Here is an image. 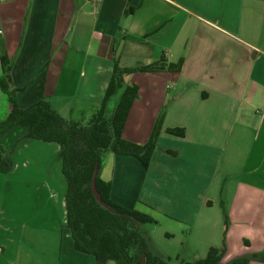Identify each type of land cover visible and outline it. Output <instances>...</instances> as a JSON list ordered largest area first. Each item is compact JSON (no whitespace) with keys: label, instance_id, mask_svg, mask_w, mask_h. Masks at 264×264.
<instances>
[{"label":"crops","instance_id":"obj_1","mask_svg":"<svg viewBox=\"0 0 264 264\" xmlns=\"http://www.w3.org/2000/svg\"><path fill=\"white\" fill-rule=\"evenodd\" d=\"M1 50L20 108L45 101L75 123L99 108L114 59L182 60L178 73L125 77L138 98L122 137L145 144L163 111L157 150L146 170L107 153L99 178L113 203L157 222L143 231L159 259L194 262L223 243L221 264H264V0H0ZM7 112L0 89V121ZM20 139L34 141L25 130ZM48 145L53 181L36 187L23 216L0 211V264H96L65 227L59 147Z\"/></svg>","mask_w":264,"mask_h":264},{"label":"trees","instance_id":"obj_2","mask_svg":"<svg viewBox=\"0 0 264 264\" xmlns=\"http://www.w3.org/2000/svg\"><path fill=\"white\" fill-rule=\"evenodd\" d=\"M130 9L126 10V15ZM0 89L8 99V112L0 121V175L9 173L13 164L6 153L2 137L15 128L25 129V138L59 147L60 170L65 182V227L69 230L74 249L93 257L96 264H169L151 253L141 227L157 222L147 214L123 208L109 198L110 186L101 181L99 171L107 153L129 156L146 170L157 150V138L162 128L164 112L155 122L147 142L136 145L123 139L122 132L129 110L138 98V87L127 84L125 77L137 73H178L183 61L176 64L160 59L149 65L122 68L113 61L110 80L97 111L87 120L75 123L62 119L45 101L25 109L17 101L18 89L8 88L10 62L0 52ZM119 94L115 106L108 111L111 100ZM169 135L182 137V129H166ZM168 155L174 152L165 151ZM97 169L96 190L104 204L100 206L91 191V180ZM211 202H205L210 205ZM225 233V226L222 237ZM225 252L223 243L210 248L203 259L177 264H221ZM229 264H252L240 257Z\"/></svg>","mask_w":264,"mask_h":264},{"label":"rangeland","instance_id":"obj_3","mask_svg":"<svg viewBox=\"0 0 264 264\" xmlns=\"http://www.w3.org/2000/svg\"><path fill=\"white\" fill-rule=\"evenodd\" d=\"M118 98L119 94L111 100L108 111L115 106ZM23 130L25 129L15 128L2 140L13 168L9 173L0 175V211L15 218L25 214L27 202H31L37 195L34 191L36 187L45 182L51 183L54 179L53 174L48 175V169L55 165L52 150L55 146L38 141L25 143L27 140L24 139L17 141ZM141 229H148V225Z\"/></svg>","mask_w":264,"mask_h":264},{"label":"water","instance_id":"obj_4","mask_svg":"<svg viewBox=\"0 0 264 264\" xmlns=\"http://www.w3.org/2000/svg\"><path fill=\"white\" fill-rule=\"evenodd\" d=\"M96 177H97V169L94 170L93 175H92V180H91V185H90L91 186V191H92V194H93L95 200L97 201V203L100 206L104 207V204H103V202H102V200L100 198V195H99V193L96 190V186H95ZM143 264H144V262H143Z\"/></svg>","mask_w":264,"mask_h":264},{"label":"built area","instance_id":"obj_5","mask_svg":"<svg viewBox=\"0 0 264 264\" xmlns=\"http://www.w3.org/2000/svg\"><path fill=\"white\" fill-rule=\"evenodd\" d=\"M85 1L86 2H90V3L94 4V5H96L99 2V0H85Z\"/></svg>","mask_w":264,"mask_h":264}]
</instances>
